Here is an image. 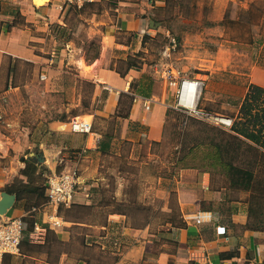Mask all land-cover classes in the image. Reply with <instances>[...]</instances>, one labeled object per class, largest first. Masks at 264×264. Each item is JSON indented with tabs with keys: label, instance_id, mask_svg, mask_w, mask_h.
I'll use <instances>...</instances> for the list:
<instances>
[{
	"label": "crops",
	"instance_id": "0c3cea01",
	"mask_svg": "<svg viewBox=\"0 0 264 264\" xmlns=\"http://www.w3.org/2000/svg\"><path fill=\"white\" fill-rule=\"evenodd\" d=\"M114 2L97 25L107 45L90 59L72 37L60 48L45 42L50 24L66 25L60 0H0V198L27 159L38 166L36 184L59 169L77 168L80 176L71 204L57 211L59 225L50 222L56 210L47 197L16 199L0 216L25 220L22 253L1 264H64L76 226L85 238L97 237L84 247L86 264H264V229L249 212L252 191L186 165L181 148L164 157L169 116L182 111L171 102L174 88L163 74L159 83L144 55L136 56L139 68L128 67L133 52L146 48L144 36L156 35L153 16L166 0ZM16 61L32 66L20 82ZM251 75L264 87L263 67ZM74 118L91 121L92 130H71ZM25 147L33 151L22 154ZM80 208L89 216L74 215ZM140 210L146 215L137 219Z\"/></svg>",
	"mask_w": 264,
	"mask_h": 264
},
{
	"label": "rangeland",
	"instance_id": "374dc122",
	"mask_svg": "<svg viewBox=\"0 0 264 264\" xmlns=\"http://www.w3.org/2000/svg\"><path fill=\"white\" fill-rule=\"evenodd\" d=\"M114 4V0L83 6L65 4L62 18L66 25L62 22H54L49 25L47 31L42 32V36L52 47L59 46V48L72 37L83 53L93 58L98 55L102 45H107L97 28L98 21L105 19L106 9ZM222 4L224 3L220 0H166V8L153 16L155 23L160 25L156 35L144 37L146 48L139 47L133 54L138 57L144 55L147 62L158 69L159 83L164 81L162 74L167 68L180 70L182 74L191 77L205 79L200 107L212 114L234 120L238 116L250 83L254 82L251 75L253 69L264 68V0H228L225 1L227 4L225 10L221 9ZM54 39L58 40L57 45ZM117 39L123 40L124 35H117ZM109 48L110 54L115 53L111 46ZM119 66L125 67L122 63H119ZM31 69V64L16 61L13 67V73L16 72L17 75L16 81L20 82L21 79L29 76ZM4 98L0 100L2 105L6 102ZM38 100L34 97L32 104H36ZM171 102L175 104L173 96ZM0 110L3 108L1 107ZM1 124L4 123L0 121ZM218 127L175 109L168 119L167 141L163 143L161 153L169 159L181 148L186 165L208 169L213 172L214 178L220 181L225 169L217 160L216 165L211 164L213 160L209 157L212 152L214 153V147L208 146L211 140H217V135L218 140L228 143L227 133H222L225 129ZM30 151L33 149L25 147L22 154L28 155ZM260 155L249 153L246 149L236 153L231 147L230 151H225L224 154L225 160H231L245 167L250 160L256 159L259 163L258 175L264 176V155ZM63 170L59 169L57 173ZM50 175V173L46 177L41 175L39 180L47 184ZM225 178L229 181L228 177ZM263 205V201L250 196L249 207L253 210L251 215L255 225L258 226L264 224V207H261ZM60 208L63 214L66 206ZM74 215L86 218L89 216V211L80 208ZM145 215L146 212L140 210L137 219ZM82 229L83 227L76 226L73 230L74 239L69 247L72 252L65 259L64 264H86V260L89 261L83 253L88 243L81 244L78 239L84 236ZM88 229L87 232L90 233L92 229L90 227ZM86 238L88 240L92 236ZM92 254L96 256L97 249Z\"/></svg>",
	"mask_w": 264,
	"mask_h": 264
},
{
	"label": "trees",
	"instance_id": "16d2710c",
	"mask_svg": "<svg viewBox=\"0 0 264 264\" xmlns=\"http://www.w3.org/2000/svg\"><path fill=\"white\" fill-rule=\"evenodd\" d=\"M147 36L149 35L146 34L144 37ZM96 56H94L93 58H95ZM138 62L139 61L136 56L130 57L127 61L128 67L139 68L140 65ZM122 74L124 73L122 72ZM228 131L229 132H227V129H225V131L222 132L227 133L228 143H223V141L218 140V135L217 140H211V142L208 143V146L214 147V153L212 152V155H210L209 157L213 160V163L211 164L216 165V160L222 163V166L225 169V175L229 178L230 187L240 190H251L252 198L264 202V176L258 175L259 170L257 168L259 166V163L257 162V160H250L248 162V166L245 167L241 164H236L231 160H225L224 156L225 151H230V147L236 153L246 149L249 153L253 152L264 155V150H262L264 149L263 86L255 83H251L249 85L248 91L240 105L238 116L234 118L233 125ZM245 138H248L253 142L249 143L245 140ZM25 162L26 166L20 170V174L22 175V177H16L12 184L7 187L8 191L11 193H16L18 201L26 198L27 202H34L33 200L35 197L39 199L47 197V184H44L42 182L36 184V182L38 181L37 178L39 176V174H36L38 170L36 161L34 159H27ZM261 207H264V205ZM249 212L250 214L253 212L251 207L249 209ZM256 226L258 228L264 229V224ZM78 239L80 240L81 244L94 242L96 240V238L93 237L87 240L84 236L78 237ZM23 242L24 241H22V246Z\"/></svg>",
	"mask_w": 264,
	"mask_h": 264
},
{
	"label": "built area",
	"instance_id": "2783aa9c",
	"mask_svg": "<svg viewBox=\"0 0 264 264\" xmlns=\"http://www.w3.org/2000/svg\"><path fill=\"white\" fill-rule=\"evenodd\" d=\"M65 4H75L83 6L89 3H99L105 0H60ZM164 77L174 88L176 108L186 112L199 120L212 124L214 126L230 129L233 125L231 118L219 114H212L200 107V102L205 86V79L200 77H191L182 74L180 70L167 68L164 71ZM46 78L45 74L41 75ZM108 86H105L107 89ZM6 101V100H5ZM5 120L4 112L0 110V121ZM71 130L76 132H90L92 122L74 118L70 121ZM77 168L64 170L61 173H55L49 177L47 183V203L55 208V213L50 215V222L56 226L60 222L55 219L57 211L61 206L71 204L76 186L79 183V173ZM25 230V220L23 217H13L0 219V264L7 254L20 255L22 252V239Z\"/></svg>",
	"mask_w": 264,
	"mask_h": 264
},
{
	"label": "water",
	"instance_id": "95a60500",
	"mask_svg": "<svg viewBox=\"0 0 264 264\" xmlns=\"http://www.w3.org/2000/svg\"><path fill=\"white\" fill-rule=\"evenodd\" d=\"M37 4V0H34ZM48 2V1H47ZM17 196L14 193L4 192L0 198V215H4L9 208L14 206Z\"/></svg>",
	"mask_w": 264,
	"mask_h": 264
},
{
	"label": "bare ground",
	"instance_id": "6f19581e",
	"mask_svg": "<svg viewBox=\"0 0 264 264\" xmlns=\"http://www.w3.org/2000/svg\"><path fill=\"white\" fill-rule=\"evenodd\" d=\"M38 1V0H37ZM47 0H39L38 2H37V4L38 5H41V4H43V3H45Z\"/></svg>",
	"mask_w": 264,
	"mask_h": 264
}]
</instances>
